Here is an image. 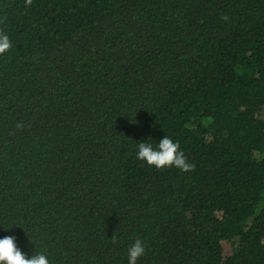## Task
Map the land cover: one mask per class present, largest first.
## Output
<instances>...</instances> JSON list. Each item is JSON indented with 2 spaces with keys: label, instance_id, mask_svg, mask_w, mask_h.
I'll return each instance as SVG.
<instances>
[{
  "label": "trees",
  "instance_id": "trees-1",
  "mask_svg": "<svg viewBox=\"0 0 264 264\" xmlns=\"http://www.w3.org/2000/svg\"><path fill=\"white\" fill-rule=\"evenodd\" d=\"M0 32V239L50 264H128L136 238L137 264H264V0H0ZM165 136L193 171L137 159Z\"/></svg>",
  "mask_w": 264,
  "mask_h": 264
},
{
  "label": "clouds",
  "instance_id": "clouds-1",
  "mask_svg": "<svg viewBox=\"0 0 264 264\" xmlns=\"http://www.w3.org/2000/svg\"><path fill=\"white\" fill-rule=\"evenodd\" d=\"M32 0H26V5H31ZM222 20L227 21L226 15L221 16ZM12 47L9 36L0 32V55L9 51ZM23 125L18 123L17 128ZM137 159L146 162L149 166L156 169L175 167L182 172L193 171L195 165L190 163L184 152L180 150L178 142H174L165 136L154 149L148 142L138 144ZM112 242H117L116 236H112ZM145 254V243L142 239L136 238L128 249V264H137L140 257ZM0 264H50L46 252H35L28 258L16 245L15 237L7 236L0 239Z\"/></svg>",
  "mask_w": 264,
  "mask_h": 264
},
{
  "label": "rangeland",
  "instance_id": "rangeland-1",
  "mask_svg": "<svg viewBox=\"0 0 264 264\" xmlns=\"http://www.w3.org/2000/svg\"><path fill=\"white\" fill-rule=\"evenodd\" d=\"M263 112V111H262Z\"/></svg>",
  "mask_w": 264,
  "mask_h": 264
}]
</instances>
